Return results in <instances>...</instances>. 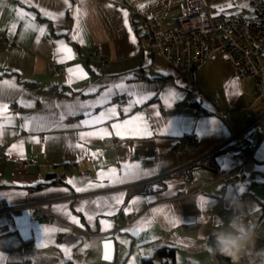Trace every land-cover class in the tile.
Returning <instances> with one entry per match:
<instances>
[{"label":"crops","instance_id":"0c3cea01","mask_svg":"<svg viewBox=\"0 0 264 264\" xmlns=\"http://www.w3.org/2000/svg\"><path fill=\"white\" fill-rule=\"evenodd\" d=\"M188 1L0 0V144L10 159L0 201L24 207L0 215V264H164L161 248L174 251L169 264H224L198 237L235 201L264 246V98L255 101L254 80L239 79L224 53L184 77L144 48L129 19L136 9L171 28ZM202 1L214 17L255 15L253 0ZM95 46L105 69L87 56ZM188 135L195 141L181 145ZM107 138L119 142L104 147Z\"/></svg>","mask_w":264,"mask_h":264},{"label":"built area","instance_id":"2783aa9c","mask_svg":"<svg viewBox=\"0 0 264 264\" xmlns=\"http://www.w3.org/2000/svg\"><path fill=\"white\" fill-rule=\"evenodd\" d=\"M255 15L252 20L245 21L233 15L212 16L208 6L202 0L188 1L183 14L175 21L171 28L162 29L153 19L143 15L136 9L129 10V19L136 25L137 34L144 40V48L159 52L164 61L173 69L186 77L196 68L206 62L215 61L219 53H224L226 61L232 64L241 80H254L255 101L264 98V4L253 0ZM120 8L123 5H118ZM3 42L9 47H16V42L3 36ZM89 58H96L100 68L108 67L100 46L93 47L87 53ZM47 71L52 76H59L62 68L56 64H48ZM16 110V107H13ZM76 121V119H68ZM195 141L193 135L180 140L181 145H188ZM119 141L107 138L104 147L114 146ZM248 156V159L252 157ZM10 159L5 147L0 144V164ZM20 167L27 169L34 166L33 161H23ZM41 213L44 222L50 221L51 214L39 205L32 207ZM24 207H10L0 201V215L11 214ZM132 217L127 219V225ZM65 235H60L58 241L62 242Z\"/></svg>","mask_w":264,"mask_h":264},{"label":"clouds","instance_id":"9594fccd","mask_svg":"<svg viewBox=\"0 0 264 264\" xmlns=\"http://www.w3.org/2000/svg\"><path fill=\"white\" fill-rule=\"evenodd\" d=\"M230 207L231 215L210 237L199 234L198 238L205 242L202 246L214 256L227 257L232 264H264V246L257 247V226L247 218L246 203L235 201Z\"/></svg>","mask_w":264,"mask_h":264},{"label":"trees","instance_id":"16d2710c","mask_svg":"<svg viewBox=\"0 0 264 264\" xmlns=\"http://www.w3.org/2000/svg\"><path fill=\"white\" fill-rule=\"evenodd\" d=\"M44 184L38 185L36 188L44 187ZM174 251L170 248H161L156 251L154 258H158L162 263L169 264V260L173 259V253ZM217 259H219L224 264H229L231 260H229L227 257L215 255ZM70 264V263H68ZM140 264H154L153 258L149 260H144Z\"/></svg>","mask_w":264,"mask_h":264},{"label":"snow or ice","instance_id":"6c2138e0","mask_svg":"<svg viewBox=\"0 0 264 264\" xmlns=\"http://www.w3.org/2000/svg\"><path fill=\"white\" fill-rule=\"evenodd\" d=\"M65 2L67 3V0H65ZM81 2H83V0H81ZM78 15H79V13H78ZM124 15L126 16L127 14L125 13ZM125 23H127L126 20H125ZM78 28H79V24H78ZM41 31H42V29H41Z\"/></svg>","mask_w":264,"mask_h":264}]
</instances>
